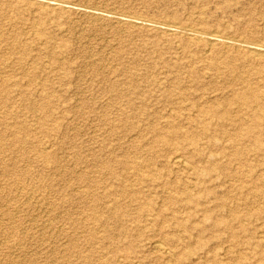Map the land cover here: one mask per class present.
Returning a JSON list of instances; mask_svg holds the SVG:
<instances>
[{"label": "rangeland", "instance_id": "rangeland-1", "mask_svg": "<svg viewBox=\"0 0 264 264\" xmlns=\"http://www.w3.org/2000/svg\"><path fill=\"white\" fill-rule=\"evenodd\" d=\"M241 44L264 0H0V264H264V54Z\"/></svg>", "mask_w": 264, "mask_h": 264}, {"label": "bare ground", "instance_id": "bare-ground-1", "mask_svg": "<svg viewBox=\"0 0 264 264\" xmlns=\"http://www.w3.org/2000/svg\"><path fill=\"white\" fill-rule=\"evenodd\" d=\"M55 5V4H54ZM98 13V12H97ZM121 17V16H119ZM118 17V19H119ZM126 17V16H125ZM124 19V18H123ZM132 19V18H131ZM117 20V19H116ZM128 20V19H127ZM123 21V20H122ZM133 21H134V18H133ZM120 22V20H119ZM129 22V20H128ZM132 23V22H131ZM140 24V23H139ZM133 25H137V23H134L133 22ZM156 26V25H155ZM172 25H170L169 27L166 28L167 32H171L173 31V29L171 28ZM178 28V27H177ZM177 28H174V29H177ZM181 27H179V30H180ZM182 32L187 36V37H190V38H193V39H196V40H202L204 42V45L208 48H211L213 45H215L216 43H220V42H224V43H228L227 41H222L219 39V37L215 34H205V35H202L200 34L199 32H197L196 30H191V29H186V28H183ZM228 39V38H226ZM229 45V44H228ZM238 46V45H236ZM232 47V46H231ZM238 47H242L247 53L251 54V55H262L264 54V47H261V45H257V44H245V45H239ZM170 93V92H169ZM184 94V92H183ZM242 96L240 97H234V98H231V99H228L225 103L226 106H230L231 104H233L234 102L236 104H239V101L240 100H248L249 102H254L256 100L255 96L254 95H249V96H246L245 94H241ZM244 96V97H243ZM237 100V101H236ZM253 102L251 104H253ZM256 104V103H255ZM259 106L257 105L256 108H258ZM226 117V116H225ZM225 134V133H224ZM164 135V134H163ZM165 141V140H164ZM192 142V141H191ZM44 149V148H43ZM240 151L238 150H235L234 151V155L235 156H240ZM170 163H172L173 165H177L179 167H182L185 169L186 166H188V164L185 162V160L180 156V155H173ZM187 164V165H186ZM253 193L255 194H258V189L255 188L252 190ZM232 217H237L238 214L233 211L232 213ZM13 216V215H12ZM13 237V236H12ZM160 244V243H159ZM157 243H155L154 247L156 249V251L162 253L164 251V248L163 246L159 245Z\"/></svg>", "mask_w": 264, "mask_h": 264}]
</instances>
